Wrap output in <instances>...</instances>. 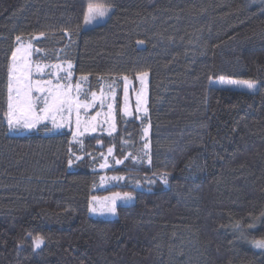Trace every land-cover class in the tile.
Here are the masks:
<instances>
[{
	"label": "trees",
	"instance_id": "trees-1",
	"mask_svg": "<svg viewBox=\"0 0 264 264\" xmlns=\"http://www.w3.org/2000/svg\"><path fill=\"white\" fill-rule=\"evenodd\" d=\"M95 2L113 11L83 31L88 0H0V264H264L250 243L264 239L261 0ZM17 35L39 37L34 61H70L74 82L88 75L89 95L98 77L147 71V116L126 119L116 107L113 133L79 142L45 128L10 134L6 69ZM222 76L258 88L210 86ZM109 148L121 164L99 172ZM102 176L123 179L101 190ZM116 192L133 204L114 219L89 215L90 198Z\"/></svg>",
	"mask_w": 264,
	"mask_h": 264
},
{
	"label": "snow or ice",
	"instance_id": "snow-or-ice-1",
	"mask_svg": "<svg viewBox=\"0 0 264 264\" xmlns=\"http://www.w3.org/2000/svg\"><path fill=\"white\" fill-rule=\"evenodd\" d=\"M261 4L264 6V0H261ZM262 10H264V7H262ZM111 11V6L98 4L95 0H88L86 10L83 12V26L91 25L98 19L110 18ZM77 27L80 28L82 26L78 25ZM63 31L67 34V29ZM44 36L45 33L43 32L39 34V37ZM39 37H33L32 39H39ZM32 39L25 42L21 35H17L15 37L16 45L11 50L8 60L6 69V111L3 113L7 127L9 130L19 131L22 129L30 130L36 128L38 125H43L45 130L52 131L65 126H71L74 122L75 130L72 132V137L73 140L79 142V136L89 131H96L99 125L98 117L101 115L100 112L89 116V110L96 107L97 100H99L100 107H103L107 103V98L109 97L115 100L116 93L112 87L115 81L108 85L107 93L102 90L98 97L97 93L93 91L89 98V93L83 89V85L88 82L89 76L82 74L74 82L73 64L70 61L67 62L66 67L62 63L45 65L34 61L32 57L35 53H39L40 49L35 48ZM143 43V40L137 41V44ZM147 77V71L137 73L141 89L136 95V111L142 112L144 117L148 113L145 87ZM102 79L103 77H98L97 83ZM121 79L124 81L123 112L125 115H131L132 113L129 111L128 106L129 78L127 75H124ZM219 79L221 83L242 85L249 90H254L258 86L256 80H232L226 79L223 76ZM113 107L112 103H107L108 111L104 114L106 117L105 122L109 123V134H111V131H115L116 128L115 123L112 122L114 121ZM49 123L52 125V128H48ZM147 134L148 128H145L144 136L146 137ZM143 147L144 149H148L149 144L146 142ZM108 152L111 154L112 148H109ZM75 158L82 159L81 157ZM120 162L116 161V163ZM68 163L71 165L73 160L69 159ZM105 166L101 165V167ZM101 179L103 180L104 178ZM112 179L123 178L113 177ZM160 179L164 184L168 183L167 174H163ZM149 183H155V181L149 180ZM132 199L134 197L130 192H126L123 195L119 192L113 193L111 197H105V200L108 202L106 210L115 214L117 200L128 201ZM92 200L95 202L97 198L93 197ZM90 210L97 211L91 205ZM261 217L264 218V213L261 214ZM231 227L234 231L240 233V239H247L245 227L240 222L232 224ZM254 227L255 224L250 223L247 225V230H251ZM43 243V237L35 236L33 238V246L35 248H40ZM250 243L255 248L264 250V239L252 240Z\"/></svg>",
	"mask_w": 264,
	"mask_h": 264
},
{
	"label": "rangeland",
	"instance_id": "rangeland-1",
	"mask_svg": "<svg viewBox=\"0 0 264 264\" xmlns=\"http://www.w3.org/2000/svg\"><path fill=\"white\" fill-rule=\"evenodd\" d=\"M112 11H113V9H112ZM112 11H111V13H112ZM108 18L109 17H105L103 19H98L97 21H94L91 25L83 26L82 30L83 31H87V30H90V29H92V28H94V27H96L98 25H101V24L105 23ZM58 58H59L58 56H54V59H58ZM32 59H33V57H32ZM55 63H62L65 67H66V64H67V62H61V61H56ZM55 63H43V64L47 65V64H55ZM46 71H47V69H46ZM226 79H230V78H226ZM232 80H235V79H232ZM113 81H115L114 84H112ZM109 84H112V87H113V89L115 90V93H116L115 100H112L110 97L107 98V103H112L113 106H114L113 107L114 121H112V122L115 123L116 107L117 108L121 107V113L126 119H132V118H135V117L137 118V117L144 116L142 112H137L136 111V95L141 89V84H140V81L137 78V76L134 79L133 78H129L128 106H129V111L132 113L131 115H125L124 112H123V107H124V94H123L124 81L122 79H119V80H116V79H105V78L102 79L101 88H100L99 92L97 93V96L98 97L100 96V93H101L102 90L105 93H107ZM209 84L212 87L226 88V89H231V90H235V91L237 90V91H245V92H254L258 88V86H257L256 89L249 90V89H247L246 87H244L242 85H229V84H226V83H221L219 78L211 80ZM145 87H146V97H147V101H148V77L146 79ZM85 88H86V85L84 84L83 85V89L85 90ZM81 98L83 99V97H81ZM89 98H90V95H89ZM132 101L134 103H132ZM107 103H105V105L103 107H100L99 100H97L96 107H94V108L89 110V116L95 115L96 112H100L101 113V115L98 117L99 125H98L96 131H94V132L93 131L86 132V133H84V135H82L83 137L85 135H87V134H94L96 132H101L103 134H109V132H110L109 123L105 122L106 117L104 115L108 111ZM146 107H147V104H146ZM43 128H44L43 125H38L36 128L30 129V130L22 129V130H19V131L22 134H27V133L32 132V131L37 130V129H42L44 131ZM48 128H52V125L50 123L48 124ZM63 129H66L67 131H70L72 133L75 130L74 122H73V124L71 126H65V128L63 127V128H60V129H54L52 131L45 130V132L46 133L59 132V131H61ZM9 131H10L9 132L10 134H12L14 132L13 130H9ZM113 132L114 131H111V133H113ZM80 137L81 136H79L78 139ZM75 141H77V140H75ZM120 164L121 163H116V161L113 160L112 153L109 154V152L107 151L106 155L103 158L102 163L99 165L98 169H96V170H98L99 172H103L104 173L106 171H109V170H112L114 168L119 167ZM101 165H106V166L105 167H101ZM102 178H104V179L103 180L101 179V190H104L106 188L112 187V186H114V185L119 183V179H112L113 178L112 176H110V177L102 176ZM137 188H140V187H137ZM112 195H113V193L109 194V195H106V196H101V197L95 196L97 198V200L95 202H93V200H92L93 197L90 198L89 205H88V207H89V215L94 217V218H102V219H114V218H116V215H117L116 213L112 214V213H110V212H108L106 210V205H107L108 202L105 200V197H111ZM121 195H123V194L121 193ZM133 202H134V199L128 200V201L117 200L116 201V209L119 206L131 205V204H133ZM90 205H91V207H95L97 209V211H91L90 210ZM254 249H256L258 251L261 250V249H258V248H254ZM262 251H264V250H262Z\"/></svg>",
	"mask_w": 264,
	"mask_h": 264
},
{
	"label": "crops",
	"instance_id": "crops-1",
	"mask_svg": "<svg viewBox=\"0 0 264 264\" xmlns=\"http://www.w3.org/2000/svg\"><path fill=\"white\" fill-rule=\"evenodd\" d=\"M65 128V127H64ZM64 131H67L66 129H63V130H61V131H59V132H52V133H48V134H57V133H61V132H64ZM70 132V131H69ZM71 133V132H70ZM72 134V133H71ZM83 136H81L78 140L80 141L81 140V138H82Z\"/></svg>",
	"mask_w": 264,
	"mask_h": 264
}]
</instances>
